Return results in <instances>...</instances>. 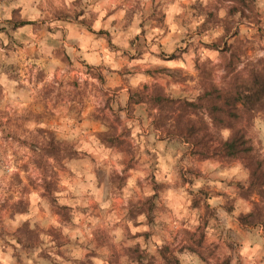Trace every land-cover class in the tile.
<instances>
[{
    "label": "clouds",
    "instance_id": "obj_1",
    "mask_svg": "<svg viewBox=\"0 0 264 264\" xmlns=\"http://www.w3.org/2000/svg\"><path fill=\"white\" fill-rule=\"evenodd\" d=\"M0 264H264V0H0Z\"/></svg>",
    "mask_w": 264,
    "mask_h": 264
}]
</instances>
